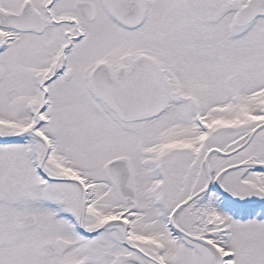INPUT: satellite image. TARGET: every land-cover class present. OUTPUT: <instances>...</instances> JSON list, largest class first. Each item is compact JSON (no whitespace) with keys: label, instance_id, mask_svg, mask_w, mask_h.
<instances>
[{"label":"snow or ice","instance_id":"snow-or-ice-1","mask_svg":"<svg viewBox=\"0 0 264 264\" xmlns=\"http://www.w3.org/2000/svg\"><path fill=\"white\" fill-rule=\"evenodd\" d=\"M0 264H264V0H0Z\"/></svg>","mask_w":264,"mask_h":264}]
</instances>
